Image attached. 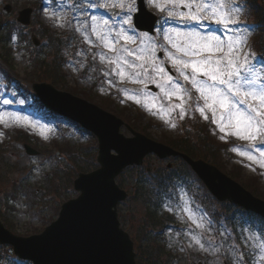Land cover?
<instances>
[{"label":"rangeland","instance_id":"rangeland-1","mask_svg":"<svg viewBox=\"0 0 264 264\" xmlns=\"http://www.w3.org/2000/svg\"><path fill=\"white\" fill-rule=\"evenodd\" d=\"M105 2L106 0H0V26H4L0 29V65L6 71L3 75L0 74V112L19 113L53 130L47 133L48 138L45 139L38 129L5 127L0 124V133L3 134L0 135V221L10 232L20 237L42 233L44 228L55 220L60 206L77 196V191L73 189V181L77 174L98 166L96 163L98 141L90 132L82 130L77 124H72L63 117L54 113L46 115L45 111L36 108V97L32 94L31 83L38 84L41 81L47 84L54 82L53 86L57 90L86 99L115 115L121 113L122 120L129 127L142 131L148 137L160 142L161 139L167 141L170 139L175 145L180 144L182 139H189L188 145L192 147L195 142L208 140L209 144H204L203 147L227 149L229 154L226 156L223 153L218 159L224 162L230 160L229 165L225 162L227 171L237 176L243 183H249L250 187L254 186V192L264 200V169L231 151L234 146L248 150L246 141H240L232 136L221 140L220 136L223 133L219 132L216 125L210 120H204L198 112L193 113L191 109L184 119H179L178 115L173 113L166 123L159 115H153L146 110L142 104L125 99L122 91L118 90L125 86L130 88L139 86L119 84L109 86L107 81L109 79L115 81L117 78L103 75V70H106L105 65L101 64L98 57L92 59L93 53L99 49L92 48L89 51V45L85 44L80 33L75 31L78 20L88 17L90 22L92 15L108 19L113 25L119 26L120 19L125 13L119 9L106 10L99 6ZM231 2L243 6L240 23L243 21L257 23L254 17L255 5L253 8L243 0H231ZM257 2L259 5L257 10L263 13L264 0ZM144 4L147 10L159 17V25L154 34H149L153 38L157 37V29L162 33L163 29L168 27H178L182 30L196 27L205 32L218 27L207 22L203 27L184 24L179 20L168 19L166 13L149 6L147 0H144ZM7 6L11 9L7 12L3 11ZM24 7H32L34 10L30 24L22 27L15 19L17 12H21ZM46 11L54 12L71 22L60 27L47 18ZM247 28L249 26L235 28L238 31L246 29L251 32L246 50L249 48L252 51L255 48V41L258 40L261 44V52L258 53L264 55V32L253 31L255 27ZM138 33L141 32L135 30L132 34ZM217 34L224 36L225 32L223 29H218ZM10 35L12 37L6 42ZM30 37L35 38L38 44L36 47L30 42ZM160 42H163L162 36ZM158 55L163 58L162 52ZM253 63L257 68L262 67L258 66L254 59ZM6 73H8L7 77ZM5 78L6 81L7 78L11 79V82H4ZM16 82H20L21 87L15 89ZM151 86L154 87V91ZM148 90L153 94L159 93V89L152 84L148 86ZM193 95L195 96V93ZM6 99L11 100L12 103L5 105L3 101ZM123 115L130 120L128 121ZM172 123H175L176 127H172ZM181 125L185 129L186 136L181 134ZM203 127L206 131L211 127L212 136L200 140L197 135L202 133ZM184 131L182 130V133ZM121 132L125 137H130L127 128L121 127ZM23 144L34 149L37 155H27ZM259 147L264 149V144H260ZM197 153L199 147L195 154ZM253 154L258 156L257 153ZM168 163L171 164V171L174 174L179 173L183 176L182 172H188L180 160L161 161L154 156H148L142 167L131 166L117 179V184L128 195V198L118 206L119 218L122 228L129 232L134 241L137 262L139 264H234L232 254L225 250L234 242L240 251L248 253L249 248L243 242L242 233L250 225L258 229L262 223H257L251 213L242 214L239 208L228 203L221 207L219 202L212 201L206 195L207 192L201 189L200 183L193 181L188 175L186 186L174 181L169 191L159 192V177L166 172ZM143 168H148V173L142 172ZM255 177L258 178V186L250 183L248 179ZM180 189L188 193L194 209L215 220L212 221L211 234L217 237V244L221 241L218 233L227 229L231 238L224 243L219 254H211L188 246L189 241L185 235L188 231L187 223L178 208L182 203L179 200ZM194 194L203 204L199 201H196L198 204L194 202ZM166 205L171 206L173 211H168ZM202 206L206 207V212L201 210ZM217 206L221 214L223 212L230 216L235 214L234 219L238 218L234 230L225 226L222 218L211 217L208 213V211L215 213L217 210L213 209ZM248 220L252 222L249 223ZM12 251L13 247L12 250L8 246L0 247V264H27L16 259ZM244 258L246 264H252L247 255Z\"/></svg>","mask_w":264,"mask_h":264},{"label":"snow or ice","instance_id":"snow-or-ice-1","mask_svg":"<svg viewBox=\"0 0 264 264\" xmlns=\"http://www.w3.org/2000/svg\"><path fill=\"white\" fill-rule=\"evenodd\" d=\"M147 2L159 12L166 13L168 19L201 27L207 22L218 27L206 32L196 27L186 30L168 27L162 33L157 29L156 38L147 32L132 34L136 30L132 14L138 10L135 0H106L99 6L125 13L119 26L92 15L90 22L88 17L78 20L75 31L89 45V51L99 49L93 53L92 59L98 57L105 65L103 75L117 78L115 81L109 79V86H139H125L118 90L122 91L125 99L142 104L166 123L173 113L182 120L189 109L193 113L198 112L223 133L221 140L232 136L246 141L248 150L234 146L231 151L264 169V149L259 147L264 144V67L257 68L251 50H246L251 32L246 29L238 31L233 27L240 23L243 6L231 0ZM45 14L60 27L71 22L54 12L46 11ZM218 29H223L225 35H218ZM161 36L163 42H160ZM161 52L163 58L158 55ZM150 84L159 89L158 94L148 90ZM3 103L8 105L12 101L6 99ZM0 124L38 129L45 139L48 138L47 133L53 131L16 112H0ZM171 126L176 127V124L172 123ZM179 200L182 203L178 208L188 227L185 233L188 246L219 254L224 243L231 238L227 229L218 233L221 241L217 244V237L211 234L212 222L191 206L188 193L183 189L179 190ZM166 209L173 211L168 205ZM242 239L249 248L248 253L240 251L234 242L225 250L232 254L234 264H246L245 255L252 264H264V223L258 229L251 225L245 228Z\"/></svg>","mask_w":264,"mask_h":264},{"label":"water","instance_id":"water-1","mask_svg":"<svg viewBox=\"0 0 264 264\" xmlns=\"http://www.w3.org/2000/svg\"><path fill=\"white\" fill-rule=\"evenodd\" d=\"M137 4L134 25L141 31L152 33L156 16L146 9L144 0H137ZM3 10L9 11L10 6ZM31 13L32 9L24 8L17 21L29 24ZM32 88L48 109L92 132L98 140L99 167L86 174H78L73 183L77 198L61 205L58 217L45 227L43 233L19 237L0 222V244L13 247L19 258L33 264H136L133 242L120 228L117 218L116 206L127 195L115 183V178L125 167L141 165L142 159L153 153L160 159L179 156L191 166L218 201L227 200L264 218V201L255 198L214 166L203 160L193 161L177 150L140 135L119 117L85 99L57 91L50 84H33ZM121 126L129 129L130 138L120 133ZM25 149L28 155L36 154L27 145Z\"/></svg>","mask_w":264,"mask_h":264},{"label":"trees","instance_id":"trees-1","mask_svg":"<svg viewBox=\"0 0 264 264\" xmlns=\"http://www.w3.org/2000/svg\"><path fill=\"white\" fill-rule=\"evenodd\" d=\"M252 4H254L255 5V9H256V12H255V15H254V17H255V20L257 21V24H259V31H261V32H264V12L262 13L260 10H257V9H259V5H258V2H257V0H249ZM8 26V25H7ZM16 26H18L17 25V23H16ZM2 27H4L3 25L2 26H0V29L2 28ZM5 32L7 33V29L5 28ZM6 40H8V39H6ZM9 41V40H8ZM7 41V42H8ZM255 50L257 51V52H261V44H260V41H258V40H256L255 41ZM1 70H2V72L4 73V72H6L5 71V69H3V68H1ZM7 74L8 73H6L5 75H6V77H7ZM9 78V77H8ZM36 102H37V100H36ZM38 103V102H37ZM36 103V104H37ZM39 105V104H38ZM107 109H109V108H107ZM117 115H119L120 117L122 116L121 115V113H118ZM123 117L124 118H126L128 121L130 120V118L129 117H127V116H124L123 115ZM207 131H209V129L207 128ZM206 130H204V127H203V131H202V133L201 134H199V135H197L198 136V138L201 140L202 138H205V139H208L211 135L209 134V132H207ZM197 138V139H198ZM212 138V137H211ZM169 141H167V140H162L161 139V141L162 142H164V141H167V143L169 144V145H171L172 147H176V148H180L181 149V151H183L184 153H186V154H189L190 156H194V157H196V158H198V157H201V158H204L205 160H207L208 162H212V163H214L217 167H219V169H222V170H225V171H227V169L225 168V166H226V164H225V162L228 164H230V160H226L225 162L224 161H222V160H219L218 159V157L219 156H221V155H223V153L226 155V149H220V150H218V149H213V148H208V147H204V150H203V153H201V154H198L197 156L196 155H194L193 153H195V152H193L195 149L193 148V147H191V146H189L188 145V141H190L189 139H186V140H184V139H182V141L180 142V144H175V145H173L172 143L173 142H171V140L170 139H168ZM198 144H200L199 145V148H202L203 147V145L204 144H209V142H208V140H206V141H200V142H196L194 145L196 146V147H198ZM193 154V155H192ZM228 164V165H229ZM227 165V166H228ZM228 172V174H229V176L233 179H235V180H237L239 183H241V185L243 186V187H245L247 190H250L255 196H258V197H260V198H262V196H260L258 193H255L254 191V186H252V187H250V184L249 183H243L242 181H241V179H239V178H237V176H235L234 174L232 175L229 171H227ZM249 179V182L250 183H253L255 186H258V183H259V181H258V178H248ZM212 199V201H213V198H211ZM219 210V207L217 206V208H215V209H213V210ZM216 211L215 213L214 212H211L210 214H212V215H214L215 217H219L220 215H224V214H221L219 211ZM224 216H226V215H224Z\"/></svg>","mask_w":264,"mask_h":264}]
</instances>
